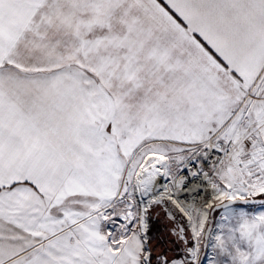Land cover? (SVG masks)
Instances as JSON below:
<instances>
[{
    "label": "snow or ice",
    "instance_id": "6c2138e0",
    "mask_svg": "<svg viewBox=\"0 0 264 264\" xmlns=\"http://www.w3.org/2000/svg\"><path fill=\"white\" fill-rule=\"evenodd\" d=\"M0 264H264V0H0Z\"/></svg>",
    "mask_w": 264,
    "mask_h": 264
}]
</instances>
